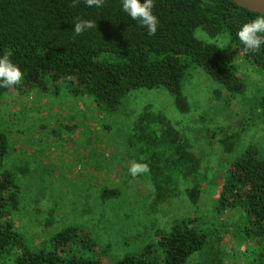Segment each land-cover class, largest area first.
Returning <instances> with one entry per match:
<instances>
[{
    "label": "rangeland",
    "instance_id": "374dc122",
    "mask_svg": "<svg viewBox=\"0 0 264 264\" xmlns=\"http://www.w3.org/2000/svg\"><path fill=\"white\" fill-rule=\"evenodd\" d=\"M196 36L217 44L230 38L203 29ZM224 50L245 90L233 94L202 69H190L186 113L164 88L132 90L111 116L92 97L65 90L3 95L6 167L22 185L21 209L12 220L31 248L78 225L100 246L92 255L113 262L190 217L207 236L187 264H259V240L241 232L242 211L218 204L227 162L250 145L264 148V71L231 41ZM133 162L147 163L150 171L133 178ZM14 255L0 264H15Z\"/></svg>",
    "mask_w": 264,
    "mask_h": 264
},
{
    "label": "trees",
    "instance_id": "16d2710c",
    "mask_svg": "<svg viewBox=\"0 0 264 264\" xmlns=\"http://www.w3.org/2000/svg\"><path fill=\"white\" fill-rule=\"evenodd\" d=\"M154 3L159 23L156 34L149 36L122 10V0H106L103 7H88L83 0L75 7L72 0H0V57L10 53L12 63L24 73L20 84L0 87V106L3 95L11 91L65 90L75 97H92L101 112L111 116L122 109L132 90L164 88L178 110L186 113L190 104L183 86L190 69L197 68L229 92L242 93L245 82L234 68L233 56L217 43L198 38L197 29L211 36L227 33L245 58L264 71V46L259 53H246L237 35L261 13L233 0ZM77 19L94 20L97 28L77 36L73 31ZM61 126L73 129L67 123ZM8 153L9 139L0 129V263L15 253V264H187L206 244V232L188 217L161 231L157 242L113 262L92 255L100 246L90 230L78 225L31 248L13 225L12 216L21 209L22 185L6 167ZM225 167L218 207L242 211L241 232L248 241L259 240L256 259L264 264V148L250 145Z\"/></svg>",
    "mask_w": 264,
    "mask_h": 264
},
{
    "label": "clouds",
    "instance_id": "9594fccd",
    "mask_svg": "<svg viewBox=\"0 0 264 264\" xmlns=\"http://www.w3.org/2000/svg\"><path fill=\"white\" fill-rule=\"evenodd\" d=\"M81 0H72V6L75 7ZM88 7H103L106 0H83ZM155 7L154 0H122V10L133 20L139 21L140 25L147 29L149 36L155 35L158 27V18L153 14ZM97 28L96 21L77 19L73 29L75 35H82L89 29ZM240 42L244 45V51L259 53L264 46V13L259 14L255 19L245 23L237 33ZM230 44V38L222 39L217 47L224 49ZM24 73L21 69L12 63L10 53L0 57V87H12L18 85L23 80ZM150 167L147 163L133 162L129 167V173L133 178L147 174Z\"/></svg>",
    "mask_w": 264,
    "mask_h": 264
},
{
    "label": "water",
    "instance_id": "95a60500",
    "mask_svg": "<svg viewBox=\"0 0 264 264\" xmlns=\"http://www.w3.org/2000/svg\"><path fill=\"white\" fill-rule=\"evenodd\" d=\"M239 6L250 11L264 13V2L258 0H233Z\"/></svg>",
    "mask_w": 264,
    "mask_h": 264
},
{
    "label": "bare ground",
    "instance_id": "6f19581e",
    "mask_svg": "<svg viewBox=\"0 0 264 264\" xmlns=\"http://www.w3.org/2000/svg\"><path fill=\"white\" fill-rule=\"evenodd\" d=\"M258 1L264 2V0H258Z\"/></svg>",
    "mask_w": 264,
    "mask_h": 264
}]
</instances>
